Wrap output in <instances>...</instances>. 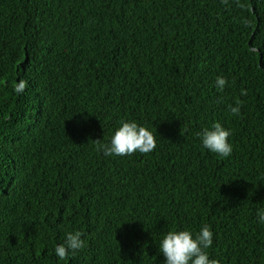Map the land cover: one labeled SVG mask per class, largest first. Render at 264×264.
I'll list each match as a JSON object with an SVG mask.
<instances>
[{"label":"trees","instance_id":"obj_1","mask_svg":"<svg viewBox=\"0 0 264 264\" xmlns=\"http://www.w3.org/2000/svg\"><path fill=\"white\" fill-rule=\"evenodd\" d=\"M122 121L156 148L98 151ZM217 122L228 157L202 144ZM261 211L264 0H0V264H165L204 226L210 259L264 264Z\"/></svg>","mask_w":264,"mask_h":264},{"label":"clouds","instance_id":"obj_2","mask_svg":"<svg viewBox=\"0 0 264 264\" xmlns=\"http://www.w3.org/2000/svg\"><path fill=\"white\" fill-rule=\"evenodd\" d=\"M227 81L222 77H217L216 87L223 90ZM26 87L25 81H20L15 86L18 93L23 92ZM242 95L247 92L242 90ZM240 103L235 107H230L233 115L240 114ZM230 132L222 127L220 123H214L210 129H205L202 133V144L209 151L223 157H228L232 153V146L228 141ZM98 151L105 156H127L140 152L148 154L156 148V139L151 131L136 122H121V127L117 129L111 139L110 144H101L100 139L94 140ZM258 219L264 223V211L258 212ZM82 233L68 232L64 243L55 246V255L65 260L69 254L75 253L84 248L85 241L81 238ZM213 243V233L208 226L201 228L199 233L193 237L189 231H170L161 244L160 251L165 257V264H218V261L210 259L205 249L211 247Z\"/></svg>","mask_w":264,"mask_h":264}]
</instances>
